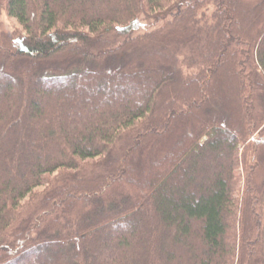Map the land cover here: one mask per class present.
<instances>
[{"label":"trees","instance_id":"trees-1","mask_svg":"<svg viewBox=\"0 0 264 264\" xmlns=\"http://www.w3.org/2000/svg\"><path fill=\"white\" fill-rule=\"evenodd\" d=\"M28 263L264 264V0H0V264Z\"/></svg>","mask_w":264,"mask_h":264},{"label":"rangeland","instance_id":"rangeland-1","mask_svg":"<svg viewBox=\"0 0 264 264\" xmlns=\"http://www.w3.org/2000/svg\"><path fill=\"white\" fill-rule=\"evenodd\" d=\"M1 22H2L3 29L6 31L20 30V26L17 24V22L7 18L5 16V14L2 15ZM144 25H145V23H144ZM132 94L134 95V92Z\"/></svg>","mask_w":264,"mask_h":264}]
</instances>
